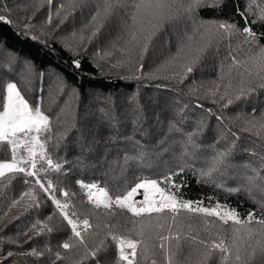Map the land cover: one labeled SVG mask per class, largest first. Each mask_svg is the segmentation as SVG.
I'll use <instances>...</instances> for the list:
<instances>
[{"label": "trees", "instance_id": "1", "mask_svg": "<svg viewBox=\"0 0 264 264\" xmlns=\"http://www.w3.org/2000/svg\"><path fill=\"white\" fill-rule=\"evenodd\" d=\"M259 2L256 0L257 4ZM0 3L4 5L0 7V14H5L16 25L14 30L12 26L0 23V97H6L5 85L14 82L30 105L35 107L39 100L41 111L50 116V128L41 134L44 142L42 156L45 159L51 158L54 164L60 162L62 171L56 172L49 168L45 159H41L42 156L36 157V168L29 167V170L38 171L39 179L45 187L49 186L47 181H52L56 198L61 203H69L70 211L74 210L81 219L84 218L81 214L88 216L93 229L82 234L89 246L93 242L90 235L92 231H99L103 236L104 232L110 230L118 235L130 234L131 238H136L135 233H129V230L138 228L141 218L115 205L107 211L94 209L87 201V190L76 183L80 179L85 182L96 181L101 187H107L110 195H114L130 189L141 178L155 179L164 188L166 185L162 177L167 171H179V166L184 165L185 171L175 177L177 183L181 179L185 181L179 191V196L184 200L203 201L205 207H215L218 201L236 209L241 220L250 211L256 219L264 216V127H261L264 122H260L264 119V91L257 88L255 95L228 106H224L227 97L220 99L225 92L229 96L233 95L242 80L244 87L264 83V58L260 51L264 47V25L259 21L254 24L253 31L257 34L254 45L246 43L241 34L218 38L216 47L202 59L196 70L184 78L182 83H178L181 70L179 65L186 62L188 53L180 54L174 64L156 71L165 60L177 55L176 36L170 30L154 41L143 60H136L134 52L130 58L126 51L120 50L122 42H117L118 48L111 47L108 50L111 55H107L116 70L108 72L96 62L88 48L86 52L84 48L69 51L62 37L37 31L34 26L28 35L37 37V40L16 35V31L23 29L25 21L31 25L37 21L42 22L53 11L52 6L56 8L66 5L62 0H52L51 5L47 0H0ZM251 3L252 0H227L222 10L218 11L220 5L209 0L198 9V18L204 21H227L242 28L244 20L236 7L238 5L239 11L248 15L251 23L256 12L254 8L253 13H248L246 5ZM86 10L78 6L73 12L68 10L64 20L67 25L65 28H76L77 14L81 16ZM102 24V28L109 27L105 28L110 32L108 35L118 34V28L108 23ZM62 31L65 33V29ZM195 39L194 44L202 43ZM93 44L97 46L91 44L92 47H99L98 43ZM74 57L81 60L80 70L72 66ZM28 64L31 65L30 72ZM133 76L140 78L133 79ZM166 76L176 78L165 79ZM210 90L216 91V95L213 96ZM74 97L73 106L64 110L66 102ZM107 100L111 101V118L105 117L98 110L105 107ZM136 105H139V111L135 110ZM248 121H252L256 127L249 125ZM201 124L199 135L195 138L197 148L193 150L186 144L185 134ZM173 125L180 131L173 130ZM229 146L232 150L227 159L228 167L217 182L223 183L226 188H239L237 193L216 188L191 171L192 167L206 169L207 162L214 154ZM185 152L190 155L185 156ZM11 155V145L7 141H0V162L10 159ZM19 155L25 156V151L20 150ZM41 165L47 169L46 172L39 171ZM248 177H255L251 184ZM35 179L28 177L30 184H24L22 174L13 177L12 173L6 172L5 177H0V235L5 239L11 237L18 240L16 246L0 241V254L8 251L19 253L31 248L42 250L46 245L52 249L53 254L45 253L40 258L13 256L6 258L3 264H52L53 261L55 264H69L66 260H57L54 253L59 251L62 256L78 259L75 250L60 247L68 239L70 230L64 227L66 222L57 216L46 221L54 205L49 199L50 194L44 193ZM29 186L39 198L40 208L24 212L22 204L13 207L12 201L19 199L23 192L28 191ZM63 191H67L69 196L64 197ZM112 212L115 215H111ZM169 215L166 213L157 217L152 214L151 225H148L147 220L144 221L145 238L152 235L148 243L157 264L165 262L160 250L152 247L158 243L156 233L168 235L170 226L173 233L179 230L182 236H195L197 240L207 243L213 240L219 243V238L223 237L228 246L232 245V228L240 227L231 221L225 225L216 217H204L185 210L180 211L173 224ZM13 216L19 218L9 222ZM157 219L164 224L163 229L155 227ZM38 220L46 221L53 229L52 234L37 236L26 243L27 237L21 233L27 232ZM96 225L100 226L99 229ZM104 225L110 227L104 228ZM248 227L255 231L249 234L247 228L241 227L237 234V244L241 247L242 255L247 245L255 248L258 242L264 244V226L253 221ZM106 243L108 249L102 255L109 257L110 264H114L115 247L110 238ZM167 243L175 248L174 240ZM180 244L185 255L191 252L192 261L221 264L220 254L215 250L209 259L202 260L197 252V249L203 251L202 246L194 244L191 239H181ZM144 264H150V261ZM227 264H234V258L229 257Z\"/></svg>", "mask_w": 264, "mask_h": 264}, {"label": "snow or ice", "instance_id": "2", "mask_svg": "<svg viewBox=\"0 0 264 264\" xmlns=\"http://www.w3.org/2000/svg\"><path fill=\"white\" fill-rule=\"evenodd\" d=\"M227 0H214V4L220 5L217 10H222V6ZM49 5L52 4V0H47ZM207 0H76L74 7H79L81 10L88 8L92 13L89 22L85 25V29H90V36L96 37L103 27L101 23L111 24L114 28L119 29V35H117L116 41L110 42V46L115 48L117 42H122L121 51H126L127 55L132 58L133 52L136 60H143L144 56L149 53L154 41L164 32L172 31L176 36L177 55L165 60L163 65L156 71H161L164 67L174 62L180 57L182 53H188L186 62L179 65L181 69L178 73V83H182L183 79L189 74H192L201 63L202 59L209 55L211 51L216 47L218 38H227L235 34H241L245 37V42L249 45H254L257 40V34L253 31L254 24L259 21L264 25V0H260L257 4L256 0H252L251 4L246 5L248 13H253V9H256L254 13V20L249 23L248 15L239 11L237 5L236 11L244 20L242 28H238L235 23H228L227 21H204L198 18V9L205 6ZM0 7H4L3 3H0ZM63 5H59L55 15L59 18V22L62 24L67 18L61 16L60 8ZM52 14H49L48 22L51 23ZM0 23H5L13 27L16 30V25L12 20L8 19L5 14H0ZM32 25L28 22L23 23V29L16 31V35L23 36L29 39L37 40L35 36H29L28 34L32 30ZM264 36V34H262ZM194 37H198L202 43L194 44ZM71 51V49H68ZM83 51H87L85 48ZM261 56L264 58V47L260 48ZM111 55V52L105 53ZM235 58L233 57V60ZM72 66L76 70L81 69V60L79 58L72 59ZM143 67L142 64L139 65ZM28 71H31V65L28 64ZM133 79H139V76H133ZM150 78H157L150 76ZM165 79L176 78L164 77ZM264 79V78H262ZM59 81V78H58ZM241 86L231 96L224 93L220 97L226 103L224 106L232 105L233 103L240 101L241 99H247L251 95H255L257 88L264 91V83L250 84L248 87H244V81L242 80ZM229 87L231 85L229 84ZM7 95L6 97H0V141H7L12 148V155L10 159H5L0 162V177H5V173H12L15 175L22 174L23 183L30 184L28 177H34L35 183L39 184L40 189L44 193H49V199L54 205V209L51 214L46 218V221H51L54 216H57L62 221L66 222L64 227L70 230L68 239L64 240L60 245L65 250H75L78 259L73 260L70 256H62L59 251L54 255L57 260H66L69 264H110V258L102 255L107 252L108 244L106 241L111 240L115 247L116 255L114 264H144V262L150 261V264H157V260L152 258L154 253L151 251L148 241L152 240V235L149 234L147 239L145 238V223L147 220L148 225L152 224V214H156L159 217L161 214H170L168 218L174 224L176 217L181 210H185L192 214H201L204 217H216L223 224L227 225L229 221L233 225L240 227L232 228V245L228 246L224 242V238L220 237V242L215 240L211 243H207L204 240H197L195 236L186 237L182 236L179 230L173 233L171 226L168 229V235H161L156 233L155 239L157 244L152 247H157L161 255L163 256L165 264H201V260L192 261L191 252L187 255L184 254L180 241L181 239H191L194 244L202 246L203 251L197 249L198 254L202 260L210 258L213 250L217 251L220 256L221 264H227L229 257L234 258V264H264V244L258 242V247L251 248L247 245L242 255L241 247L237 244V234L241 227L247 228V232L252 234L255 230L248 227L255 221L257 225L264 226V216L260 219L255 218L253 212H248L245 219L241 220L239 213L234 208H229L227 205H222L218 201L215 207L203 206V201L184 200L179 196L180 189L184 186L185 181L181 179L180 183L175 181V177L181 175L185 171V166L180 165L179 171L168 170L167 174L162 177L166 187H160V182L155 179H139L134 186L125 192H117L114 195H110L107 187H101L98 182H85L83 179L77 180L76 183L83 189H86L87 201L93 205L94 209L110 210L113 206H118L120 209H126L132 213L135 217H140V226L129 230V233L134 232L136 238H131V235H118L112 231L104 232L101 236L99 231H92L90 233L93 238L91 246L85 241L83 233H88L90 229H93V225L90 224L89 218L86 214L83 219L80 215L73 210L70 211L69 203H61L55 196V189L52 187V181H47L48 187H45L44 183H41L38 171H30L36 168L35 152L32 147L33 141L38 144L42 149L44 142L39 140V133L48 131L50 128V116L41 111L39 106V100L36 102L35 107L29 104V101L21 95L20 90L15 83H7L5 85ZM191 91V90H190ZM211 91V90H210ZM218 91V88L217 90ZM216 91H211L213 96L216 95ZM75 94V90H73ZM135 99V98H133ZM105 117H110L112 111L111 101L107 100L105 107L98 109ZM136 111H139V105H136ZM182 111V110H181ZM211 109H209V112ZM255 110H253L254 112ZM58 119V118H57ZM252 127H256L252 121L247 122ZM202 127L198 125L197 129L185 134L186 144L191 146L193 150L197 148L195 138L199 135V130ZM264 127V124L261 125ZM173 130L179 132L180 129L173 125ZM23 135L25 146L27 148V157L17 156L16 148L20 143V139L17 134ZM35 134V135H34ZM55 147V146H54ZM232 147H226L223 151L216 152L210 161L207 162L208 167L204 170H199L194 167L191 171L194 175L199 174L201 178H204L206 182L212 183L214 187L221 190H226L229 193H237L239 188H226L223 183H218L217 180L222 178L225 174V169L228 167L227 159L230 155ZM185 156H189L190 153L185 152ZM142 158V155H141ZM41 159H45L43 156ZM45 163L49 168L56 172L62 171V164L56 162L54 164L51 158L45 159ZM23 165V166H22ZM39 171H47L43 165ZM254 171V170H253ZM251 184L255 177H248ZM11 183V181H9ZM175 189V191H171ZM139 190H143V199L137 201L134 197L138 194ZM149 193L156 194L159 199H154ZM62 195L68 197L69 193L63 191ZM72 195H75L74 193ZM25 198H28L27 200ZM22 204V211L27 212L31 209L40 208V200L29 186L28 191L23 192L19 199L12 201V206ZM74 205L72 208L74 209ZM262 213H264V206H262ZM111 215H115L112 212ZM18 216H13L11 220L18 219ZM36 221L33 223L27 232L21 233L27 237L26 243L33 240L37 236L43 234L51 235L53 229L48 226L47 222ZM136 224V221H133ZM43 225V226H41ZM99 225L96 228L99 229ZM109 225H104V228H109ZM155 227L157 229H163L164 224L157 219L155 221ZM2 231V229H0ZM31 233V235H29ZM175 241V248L170 245V241ZM0 241L12 246L18 244V240L8 237L5 239L0 235ZM251 248V251H248ZM234 249V252H233ZM45 253L52 255V249L47 245L44 249L38 250L37 248H31L28 251L14 253L8 251L6 254H0V264L6 258L13 256H33L36 258L43 257ZM55 264V261L52 262Z\"/></svg>", "mask_w": 264, "mask_h": 264}, {"label": "rangeland", "instance_id": "3", "mask_svg": "<svg viewBox=\"0 0 264 264\" xmlns=\"http://www.w3.org/2000/svg\"><path fill=\"white\" fill-rule=\"evenodd\" d=\"M209 1V0H207ZM63 3H65L66 5H63L62 8H60V14L61 16H65L67 14L68 10H73L74 5L76 4V0H62ZM58 7H51V9L53 11H51L50 13L52 14V20L51 23L48 22V17H46L42 22L37 21V23L33 24L32 26H34V29H36L37 31H43L45 33H48L50 35L54 36H59L62 37V40L64 41V44L66 46H68L71 50H78L80 51V49L82 48H88V52L92 55V57L96 60L97 63H99L102 66V69L104 71H108L111 72V70H116V68L110 64V59H108V56L106 54H104V52H108V50H111V46H110V42L112 41H116L117 35H119V29L118 30V34H114V36L108 35L110 34V32L106 31L105 28H109V27H104V28H100L99 33L97 34L96 37H91L90 36V29H85V25L89 22L90 20V16H91V12L89 11V9L87 8V10L85 12H87V14L81 13L82 15L80 16L79 14H77L76 16V20L78 22V25L74 27H68L65 28L67 25L63 22L62 24L59 22V18L55 15L56 10ZM73 12V11H72ZM73 14V13H72ZM102 23V21H101ZM65 29V33H63L62 30ZM97 38L99 39L97 41ZM196 38L195 41H198V37H194ZM98 43L99 47L96 49L94 47L91 46H97L96 44L93 43ZM118 48V46H117ZM100 49V50H99ZM118 55V54H115ZM14 83V82H11ZM18 88V87H17ZM7 95V92H6ZM22 95V94H21ZM75 97L72 98L71 100L66 102V105L64 107V110H68V107L73 106L72 103L74 102ZM255 119H260V117H256ZM260 122H264L263 120H260ZM260 122L258 123L259 125ZM264 124V123H263ZM43 130L39 133V140L42 142L41 139V134H42ZM35 135V134H34ZM17 137L20 139V143L18 144L17 148H16V153L17 156L20 157L22 155H19L20 150H24L25 151V156L23 157H27V148L25 146V141L23 138V135L18 133ZM32 147L33 150L35 152V159L38 156H42L44 153V147L43 149L35 143V141H33L32 143ZM3 162V161H2ZM23 166V165H22ZM161 187V186H160ZM143 190H139L138 194L134 197L135 200L137 201H141L143 199V195H142ZM149 195L151 197H153L154 199H159V197L154 194V193H149Z\"/></svg>", "mask_w": 264, "mask_h": 264}]
</instances>
